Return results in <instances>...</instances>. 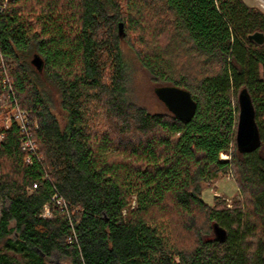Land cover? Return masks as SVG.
<instances>
[{"label": "trees", "instance_id": "obj_1", "mask_svg": "<svg viewBox=\"0 0 264 264\" xmlns=\"http://www.w3.org/2000/svg\"><path fill=\"white\" fill-rule=\"evenodd\" d=\"M256 31L264 14L244 0H0V117L18 105L37 121L35 152L0 122V264H264ZM123 42L159 86L191 93L190 122L133 101ZM242 91L261 143L240 152ZM229 170L243 203H207Z\"/></svg>", "mask_w": 264, "mask_h": 264}, {"label": "rangeland", "instance_id": "obj_2", "mask_svg": "<svg viewBox=\"0 0 264 264\" xmlns=\"http://www.w3.org/2000/svg\"><path fill=\"white\" fill-rule=\"evenodd\" d=\"M244 2L250 7L259 9L264 14V0H244ZM123 52L129 70L130 89L133 101L152 114H160L168 111L166 106L155 95V88L159 85H162V83H157L154 81V78L139 62L137 55L125 42H123ZM29 60H31V58ZM7 79H9L8 76ZM5 82L8 83V80ZM50 89L52 91L55 103L59 104V94L57 90L54 87H50ZM238 95L239 94L236 95V100H238ZM6 99H8L7 95L0 97V107L5 105ZM18 110L24 117V121L26 122L25 124L27 126V132L32 134L31 130L36 128L37 121H31L29 114L22 111L18 105L15 106V108L12 107V109H10V111L7 113L6 117H0V122L2 123L3 127L8 128L10 127L13 120L20 121L21 119L19 118L20 115ZM55 113L59 114L58 108L55 109ZM221 159L223 161L230 160V157L228 155H222ZM216 197L221 199L225 206L229 209H232L238 203H243V196L239 192L234 182L232 171L229 170L226 174L220 175L211 183V185L204 187L203 199L207 203L213 205ZM1 208L2 203L0 201V211Z\"/></svg>", "mask_w": 264, "mask_h": 264}, {"label": "water", "instance_id": "obj_3", "mask_svg": "<svg viewBox=\"0 0 264 264\" xmlns=\"http://www.w3.org/2000/svg\"><path fill=\"white\" fill-rule=\"evenodd\" d=\"M248 40L258 46H263L264 32L256 31L248 36ZM31 63L37 70H42L43 61L39 56H34ZM155 95L166 106L167 110L182 122H190L194 117L197 103L188 90L177 86H158L155 88ZM236 143L240 152L253 150L261 143L254 106L246 91L239 94ZM214 232L218 241H225L226 231L223 228L216 225Z\"/></svg>", "mask_w": 264, "mask_h": 264}, {"label": "built area", "instance_id": "obj_4", "mask_svg": "<svg viewBox=\"0 0 264 264\" xmlns=\"http://www.w3.org/2000/svg\"><path fill=\"white\" fill-rule=\"evenodd\" d=\"M19 113V118L21 119L20 121H17L19 123V126L22 129V132L25 136V140L22 143V149L24 151H30V152H35L36 150V145L34 140L32 139V137L30 136V134L27 132V126H26V122L24 121V117L20 114V111L18 110ZM27 159H30L29 157ZM54 201H56L57 205L60 206L62 209L67 210L68 211V207L66 202L62 199L59 198L58 196H54L53 198ZM68 213V212H66ZM44 217H51L52 216V212L49 206H45L44 208V213H43Z\"/></svg>", "mask_w": 264, "mask_h": 264}]
</instances>
